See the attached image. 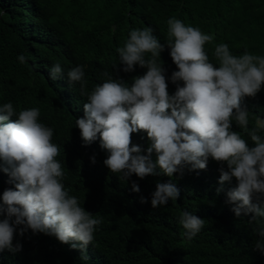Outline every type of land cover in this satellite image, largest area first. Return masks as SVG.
Wrapping results in <instances>:
<instances>
[{"label":"trees","instance_id":"1","mask_svg":"<svg viewBox=\"0 0 264 264\" xmlns=\"http://www.w3.org/2000/svg\"><path fill=\"white\" fill-rule=\"evenodd\" d=\"M171 17L214 35V41L204 47L216 66L213 52L219 43H227L234 55L247 48L264 56V0H0V107L11 102L17 112L40 109V122L53 128L52 142L60 146L56 159L64 167L65 187L87 211L103 217L86 253L29 229L24 236L15 234L14 243L22 244L20 252L0 251V264H264V253L255 248L259 237L248 223L251 214L237 217L233 205L226 202L227 191L237 181L233 178L221 186L217 161L209 157L206 170L189 171L185 166L183 174L172 177L159 174L140 179L133 174L121 181L104 165L108 153L99 138L86 145L75 126L76 118L84 116L87 97L81 95L78 82L69 83L67 72L83 65L88 91L104 82L105 72L131 84L133 77L147 71L136 65L125 73L119 62L116 49L132 29L151 27L166 45L161 62L168 91L175 92L170 77L178 69L166 44ZM20 54L26 63L19 62ZM57 62L64 75L52 80L50 69ZM113 64L120 70L115 71ZM244 103L250 116L264 118V88ZM232 130L241 131L235 121ZM245 139L254 146L250 138ZM132 143L141 146L142 154L150 145L143 131L132 134ZM8 180L0 170V196L6 188H14ZM168 180L180 189L179 198L153 208L156 183ZM133 181L139 193L132 191ZM220 187L223 191L218 193ZM141 197L147 202L141 203ZM183 211L205 219V227L192 239L179 223Z\"/></svg>","mask_w":264,"mask_h":264},{"label":"clouds","instance_id":"2","mask_svg":"<svg viewBox=\"0 0 264 264\" xmlns=\"http://www.w3.org/2000/svg\"><path fill=\"white\" fill-rule=\"evenodd\" d=\"M167 25L166 44L178 69L170 77L175 92L168 91L161 62L166 45L151 27L132 29L124 45L116 49L119 62L125 73L134 71L136 65L147 71L133 77L131 84L105 72L104 82L88 91L83 65L67 72L69 83L78 82L81 95L87 97L84 116L76 118L75 126L86 145L99 138L108 153L104 165L121 181L133 174L140 179L159 174L172 177L177 172L183 174L185 166L189 171L206 170L209 157L217 161L219 184L233 178L237 181L227 191L226 202L233 205L237 217L251 214L248 223L259 237L255 248L264 253V118L255 113L250 116L244 103L246 97L254 98L264 88V56L247 48L234 55L227 43H219L213 52L216 66L204 47L214 41V35L175 17L169 18ZM146 54L150 56L146 58ZM18 60L27 62L23 54ZM113 69L120 70L117 64ZM63 75L60 63H55L50 78L57 80ZM13 116L17 118L11 120ZM39 118L36 107L19 112L11 102L0 107V170L14 185L0 196V251L20 252L22 244L14 243L15 234L24 236L30 229L86 253L103 217L94 216L77 196L70 195L64 167L56 159L60 146L52 142L54 130ZM233 121L241 131L232 130ZM140 131L146 132L150 141L146 154L132 143V134ZM245 136L254 146H249ZM91 159L95 163V156ZM132 191L140 192L135 181ZM221 191L223 187L217 189ZM179 196L180 189L172 180L158 181L151 206L158 208ZM145 202L141 197V203ZM179 223L188 239L205 227L204 218L188 211L181 213Z\"/></svg>","mask_w":264,"mask_h":264}]
</instances>
